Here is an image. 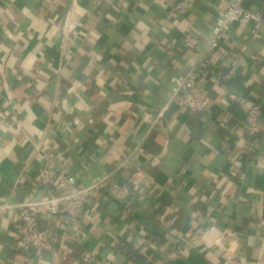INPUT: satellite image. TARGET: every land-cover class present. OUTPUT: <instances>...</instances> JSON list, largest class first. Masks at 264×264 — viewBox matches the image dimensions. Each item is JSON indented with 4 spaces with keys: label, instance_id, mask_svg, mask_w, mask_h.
I'll list each match as a JSON object with an SVG mask.
<instances>
[{
    "label": "crops",
    "instance_id": "0c3cea01",
    "mask_svg": "<svg viewBox=\"0 0 264 264\" xmlns=\"http://www.w3.org/2000/svg\"><path fill=\"white\" fill-rule=\"evenodd\" d=\"M230 1L190 0L177 15L169 0H0V200L17 203L36 187L34 144L71 154L82 182L128 156L131 171L142 170L149 156L144 196L92 202L86 244L67 241L62 229L53 251L22 247L17 209L0 210V264H264V136L256 161L232 160L227 129L214 117L167 108L136 150L172 75L195 58L183 35L205 41ZM246 5L264 9V0ZM220 47L206 62L226 72L211 84L212 97L264 91V24L255 33L235 24ZM161 150L169 158L153 162ZM169 183H180L178 192L155 198ZM144 203L152 223L165 225L156 229L158 252L133 214ZM52 224L64 228L59 218Z\"/></svg>",
    "mask_w": 264,
    "mask_h": 264
},
{
    "label": "built area",
    "instance_id": "2783aa9c",
    "mask_svg": "<svg viewBox=\"0 0 264 264\" xmlns=\"http://www.w3.org/2000/svg\"><path fill=\"white\" fill-rule=\"evenodd\" d=\"M189 7L190 0H169L172 14H186ZM235 24L255 33L264 24V11L262 8L247 6L246 0H231L228 8L216 19L210 36L205 41L192 30L183 35L181 46L193 53L195 58L187 70L172 75L170 94L165 106L152 119L136 146L137 151L150 131L160 122L163 111L173 108L182 113H203L214 117L227 129L224 147L233 152L232 160L246 157L250 161H256L260 137L264 136V91L251 93L248 99L235 90H226L223 101L217 102L211 95V84L226 75V72L217 66L212 69L206 67L209 54L222 45L224 35ZM238 61L237 58L232 59L230 67ZM238 112L242 115L238 116ZM36 150L40 154L41 164L36 175V187L19 202L0 206V210L17 209L16 228L22 247L53 251L62 229L67 241L80 239L87 219L94 214L93 204H97L93 200L98 194L126 204L130 203L135 193L130 183L141 187L147 182L143 170L131 171V156L82 182L73 170L75 160L71 154L40 144L36 145ZM56 218L64 221L65 229L52 224ZM182 249L181 246L176 248L178 251Z\"/></svg>",
    "mask_w": 264,
    "mask_h": 264
},
{
    "label": "trees",
    "instance_id": "16d2710c",
    "mask_svg": "<svg viewBox=\"0 0 264 264\" xmlns=\"http://www.w3.org/2000/svg\"><path fill=\"white\" fill-rule=\"evenodd\" d=\"M190 8V7H189ZM189 11V10H188ZM263 11H264V9H263ZM219 49H221V47H219V48H217L216 49V51H214L213 53H215V52H217V51H219ZM213 53H211V54H213ZM208 68H210V69H212L214 66H212V64H211V62H208L207 63V65H206ZM216 120V119H215ZM170 138H168V140H169ZM143 153H144V155L145 154H147V152L145 151V148H143ZM146 156V158L142 161V160H140V161H142V162H140V163H138V166H140L141 164H145L146 165V167L145 166H142V170L146 173V170H147V163H148V159H149V156H147V155H145ZM154 159L152 160L153 162H159V161H162V160H165L166 161V159L167 158H169L167 155H165V152L163 151V150H161V152H159V154L157 155V156H155V157H153ZM168 160H171V159H168ZM141 167V166H140ZM180 167V166H179ZM179 169L180 168H178L177 169V173L179 172ZM176 173V174H177ZM183 176V175H182ZM176 179H177V181H181L180 179H181V174H179V176L177 175V177H176ZM130 186H131V188H132V191H135L138 195H142V196H144V194H145V192H144V186H136L135 184H133V183H130ZM179 186H180V183H179V185L178 184H175V183H169V184H167V185H165V187L163 188V192L161 193L160 191L159 192H157V194H155L154 196H155V198H158V199H162L161 197V195L165 192V193H167V194H169L171 197H172V195L174 196L177 192H178V188H179ZM165 199V198H164ZM163 199V200H164ZM174 199V198H173ZM97 205L99 204L100 206L102 205V203H104V202H107V201H112L109 197H107V196H105V195H103V194H98L96 197H95V199L93 200ZM159 201V200H158ZM145 202V201H144ZM171 202V205L172 206H175L174 205V202H173V200L172 201H170ZM146 205V207L148 206L147 204H142V206H137L135 209H134V211H133V214H135V213H137V215H138V222H144L145 224H146V228H144V230L141 232V235L144 237L143 239L145 240V241H148L149 243H151V245H152V248H150V250L149 251H153V252H158L159 251V249L157 248V242H160V241H158L160 238H158V237H162V236H159V235H161V233H162V231H161V233H158L157 231H156V229H159V230H162V228L164 229L165 228V225L164 226H156V225H154L153 223H152V221L149 219V217H147L146 215H145V211H147L146 209H148V207L146 208V207H143V206H145ZM99 211V210H98ZM124 214L122 213H120V215H119V217H122ZM121 219V218H120ZM86 226V225H85ZM166 229H168V228H166ZM89 230H91V227L89 228V227H87L86 226V228L84 229V233H83V235H82V237L80 238V239H78V240H76V242H78L79 240L81 241V242H83L84 244H86L88 241H87V239H88V235H89ZM88 232V233H87ZM126 234V233H125ZM197 234V233H196ZM125 236H127V235H123L122 237H125ZM157 236V237H156ZM163 238V237H162ZM199 235L197 234V236L196 237H193L192 239H191V241L195 244V245H197V244H199ZM75 242V241H74ZM121 242L124 244L123 245V247H126V246H128L129 248H132L133 247V245L131 244V243H128V241L126 240V239H124V240H121ZM201 242V241H200ZM168 245V244H167ZM149 249V248H148ZM135 251H138V249H134ZM138 252H140V251H138ZM141 253V252H140ZM88 258H92L90 255H86V257H85V259H88Z\"/></svg>",
    "mask_w": 264,
    "mask_h": 264
},
{
    "label": "water",
    "instance_id": "95a60500",
    "mask_svg": "<svg viewBox=\"0 0 264 264\" xmlns=\"http://www.w3.org/2000/svg\"><path fill=\"white\" fill-rule=\"evenodd\" d=\"M63 29V28H62ZM165 115H167L168 116V112H166L165 113ZM35 146L37 145V144H34ZM2 177H3V174L2 173H0V180H2ZM5 204V201H3V200H0V206H2V205H4Z\"/></svg>",
    "mask_w": 264,
    "mask_h": 264
}]
</instances>
